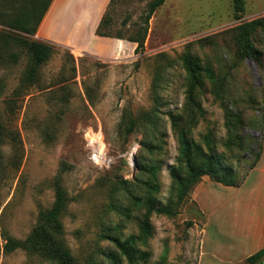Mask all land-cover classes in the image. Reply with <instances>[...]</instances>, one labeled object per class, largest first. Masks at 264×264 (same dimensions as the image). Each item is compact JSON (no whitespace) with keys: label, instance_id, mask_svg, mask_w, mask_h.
Returning a JSON list of instances; mask_svg holds the SVG:
<instances>
[{"label":"rangeland","instance_id":"rangeland-1","mask_svg":"<svg viewBox=\"0 0 264 264\" xmlns=\"http://www.w3.org/2000/svg\"><path fill=\"white\" fill-rule=\"evenodd\" d=\"M151 1L113 0L102 31L139 36ZM261 16L264 0H245L237 20L232 0H166L138 55L102 60L52 46L38 82L19 97L26 56L2 63L0 120L14 139L0 146V264H56L21 246L54 203L56 175L68 197L59 237L74 264H247L264 248V39L256 34L260 54L245 59L232 31ZM130 118L135 129L124 127ZM181 134L241 177L259 159L240 187L202 176L182 197L170 175L187 172ZM7 238L19 245L11 250Z\"/></svg>","mask_w":264,"mask_h":264},{"label":"trees","instance_id":"trees-1","mask_svg":"<svg viewBox=\"0 0 264 264\" xmlns=\"http://www.w3.org/2000/svg\"><path fill=\"white\" fill-rule=\"evenodd\" d=\"M112 1L113 0L110 1V4ZM165 1L166 0H152L148 3L142 21L144 25L142 33L128 40L136 44L134 55H138L143 51L149 21L156 9ZM51 2L52 0H0V25L7 28L9 32L20 33L26 36L21 37L6 32H1L0 34V65L8 59L18 62L20 57L23 55L26 56L25 67L19 77V86L16 87L12 93L15 97L25 95L28 89L38 82L41 67L56 53V49L52 47V45L27 38L33 37L36 34L38 26ZM244 6L245 0H232L234 19H240L244 12ZM109 25L110 21L105 13L96 29V35L110 37L102 31ZM232 31L235 33L234 39L243 58H258L260 52L255 47L254 43L255 40H257L256 34L264 39V16L245 23H239ZM184 64L190 78L195 82L197 69H195L194 66L197 65L194 64L192 60L190 61L188 57L185 58ZM192 86L193 85L190 86L189 90H193ZM4 90V83L0 80V97ZM240 113L239 111L237 113H230L229 123L232 124V122L235 121L234 118L236 115L240 118ZM136 125L137 122L131 118L124 123V127L130 126L132 129H135ZM8 137L14 139V136L5 129L0 120V146L6 143ZM180 143V158L187 172L186 175L182 177L175 169H172L170 175L178 186V195L182 197L187 196L189 191L199 183L202 176H208L212 182L221 184L225 187H240L244 183L247 174L256 166L259 159V154H257L256 161L248 166L244 175L241 177L232 166H221L222 164L218 158L217 152L211 146L208 145L207 151L204 152L200 147L193 145L185 134H181ZM227 147H231V144L229 145L228 143ZM237 149L241 150L242 146H238ZM194 155H196V159H193ZM236 161L239 162L240 160ZM60 181L58 175L54 176L52 179L51 186L55 192L54 203L50 209L40 211L36 226L21 246L30 252L44 255L47 259L56 264H74L69 250L59 237L63 227L61 216L68 203V197ZM149 210L152 211L151 207ZM153 211L158 214L168 212V210H164L163 208H158ZM142 230V236H147L149 233L147 222L142 224ZM7 245L10 246L12 250L15 249L19 243L13 241L11 238H7ZM263 259L264 248L247 257L245 262L247 264H258Z\"/></svg>","mask_w":264,"mask_h":264},{"label":"crops","instance_id":"crops-1","mask_svg":"<svg viewBox=\"0 0 264 264\" xmlns=\"http://www.w3.org/2000/svg\"><path fill=\"white\" fill-rule=\"evenodd\" d=\"M110 1L52 0L34 39L52 46H64L102 60L129 58L134 54L135 43L96 35V29ZM154 15L155 12L150 24Z\"/></svg>","mask_w":264,"mask_h":264},{"label":"bare ground","instance_id":"bare-ground-1","mask_svg":"<svg viewBox=\"0 0 264 264\" xmlns=\"http://www.w3.org/2000/svg\"><path fill=\"white\" fill-rule=\"evenodd\" d=\"M93 143H91V146H92ZM90 146V147H91ZM106 159V158H105ZM93 160L101 165L103 162H104V155L100 152H97L96 150H94V156H93Z\"/></svg>","mask_w":264,"mask_h":264},{"label":"built area","instance_id":"built-area-1","mask_svg":"<svg viewBox=\"0 0 264 264\" xmlns=\"http://www.w3.org/2000/svg\"><path fill=\"white\" fill-rule=\"evenodd\" d=\"M93 156H94V154H93ZM93 156H92V157H93ZM93 161H94V160H93Z\"/></svg>","mask_w":264,"mask_h":264}]
</instances>
